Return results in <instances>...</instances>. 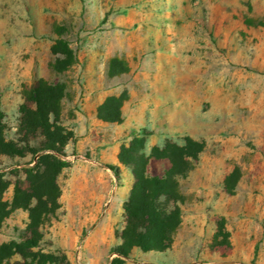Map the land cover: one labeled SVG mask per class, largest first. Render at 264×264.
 <instances>
[{"label": "rangeland", "instance_id": "374dc122", "mask_svg": "<svg viewBox=\"0 0 264 264\" xmlns=\"http://www.w3.org/2000/svg\"><path fill=\"white\" fill-rule=\"evenodd\" d=\"M38 80L64 87L52 132L72 137L60 151L43 149L52 140L42 129L21 127ZM121 94L123 122L100 119L98 106ZM0 107L6 138L28 143L24 155L0 158L9 210L0 246L28 233L29 210L11 208L15 188L52 152L71 165L57 177L60 207L40 226L42 251L71 264H264V0H0ZM143 130L151 175L172 166L153 156L167 142L191 139L197 156L177 176L172 246L134 247L119 260L135 177L118 153Z\"/></svg>", "mask_w": 264, "mask_h": 264}, {"label": "trees", "instance_id": "16d2710c", "mask_svg": "<svg viewBox=\"0 0 264 264\" xmlns=\"http://www.w3.org/2000/svg\"><path fill=\"white\" fill-rule=\"evenodd\" d=\"M70 54V53H68ZM116 59L112 61V74L115 70ZM62 85H50L38 80L30 93V99L35 103L34 108L23 105L21 107V127L26 134H32L42 129L52 140L43 149L60 151L57 143L65 142L72 135L64 134L54 137L52 128L59 129L60 100L63 96ZM126 95H109L98 106L97 115L106 122H123V103ZM5 113L0 107V158L2 155H24L28 143L24 146L18 142L8 140L5 135ZM60 133V132H59ZM144 130L134 134L129 145L123 144L118 153V159L130 166L135 182L130 195L125 202L127 224L120 233L122 243L113 248L120 257L129 258L134 247L144 252L165 251L172 246L174 235L181 224V209L178 202L181 195L178 191L177 176L183 175L191 166L190 158H196V150L191 149L194 142L187 139L188 145L178 146L167 142L163 149L154 148L153 156L168 158L172 162L170 169L162 176L151 175L148 170L150 156L144 152ZM33 153L36 149H30ZM71 163L52 152L42 153L34 167L27 168L28 187L17 183L11 208H25L30 212L28 233L19 241H12L0 246V264L8 262L15 254L23 256L13 264H71L65 257L46 253L40 249L43 233L40 226L46 217L53 214L60 207V187L57 177L63 168ZM166 196V202L161 198ZM9 210L5 202L0 199V226L8 216ZM223 227V223H221ZM39 247L38 250H34ZM32 260L29 261L28 258ZM151 264V263H142Z\"/></svg>", "mask_w": 264, "mask_h": 264}, {"label": "crops", "instance_id": "0c3cea01", "mask_svg": "<svg viewBox=\"0 0 264 264\" xmlns=\"http://www.w3.org/2000/svg\"><path fill=\"white\" fill-rule=\"evenodd\" d=\"M95 116H96V113L95 112H89V113H87V114H84V120H87V119H89V118H95ZM85 127V130L87 129V125H85L84 126ZM100 198L99 197H97V200H99ZM89 213L87 214V217H95L96 216V214H97V210L96 209H93V210H89L88 211Z\"/></svg>", "mask_w": 264, "mask_h": 264}]
</instances>
